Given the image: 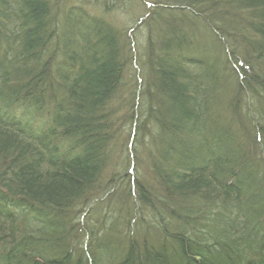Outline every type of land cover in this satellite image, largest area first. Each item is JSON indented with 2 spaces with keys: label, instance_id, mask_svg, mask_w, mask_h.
<instances>
[{
  "label": "trees",
  "instance_id": "trees-1",
  "mask_svg": "<svg viewBox=\"0 0 264 264\" xmlns=\"http://www.w3.org/2000/svg\"><path fill=\"white\" fill-rule=\"evenodd\" d=\"M77 2L0 0V264H264V0Z\"/></svg>",
  "mask_w": 264,
  "mask_h": 264
},
{
  "label": "rangeland",
  "instance_id": "rangeland-1",
  "mask_svg": "<svg viewBox=\"0 0 264 264\" xmlns=\"http://www.w3.org/2000/svg\"><path fill=\"white\" fill-rule=\"evenodd\" d=\"M84 1H86V0H78L77 3H82V2H84ZM92 10H93L92 8H89V11H90L91 13L94 12V11H92ZM130 12L133 13L132 10H131ZM131 13H130V15H131ZM114 15H115V16H116V15H117V16L120 15V16H121L120 18H122V20H124V21H125L126 19H131V18L133 17V16L131 17V16H129V15H128V17H127V16H124L123 14H120V13H114ZM117 16H116V17H117ZM123 16H124V17H123ZM125 18H126V19H125ZM137 52H138V51H137ZM142 81H143V79H142ZM125 87H126V86H125ZM126 88H127V87H126ZM127 100H128V99H127Z\"/></svg>",
  "mask_w": 264,
  "mask_h": 264
}]
</instances>
